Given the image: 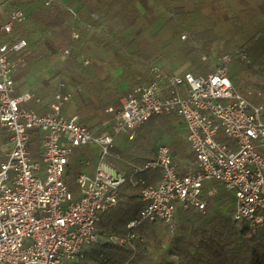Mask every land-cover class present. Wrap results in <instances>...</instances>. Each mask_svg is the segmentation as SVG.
<instances>
[{
    "label": "built area",
    "instance_id": "2783aa9c",
    "mask_svg": "<svg viewBox=\"0 0 264 264\" xmlns=\"http://www.w3.org/2000/svg\"><path fill=\"white\" fill-rule=\"evenodd\" d=\"M23 20L24 11L14 10L0 24V34L11 33L14 21ZM78 36L73 32V38ZM27 45L28 40L20 36L0 43V264L75 263L84 256L85 246L104 242H129L135 248L132 241L141 237L135 229L142 222L173 227L180 209L205 212L208 197L218 191L216 183L234 194L235 221L246 223L254 233L260 229L264 223V104L252 100L261 95L259 88L234 85L229 75L231 54L215 53L214 59L205 55L203 61L212 62L208 73L174 70L169 62L152 63L148 80L133 88L122 85L119 71L111 69L120 88V107L106 109L113 120L96 133L81 124L78 115L63 113L73 95L63 82L66 91L53 95L48 110L29 105L30 91L15 94L14 74L27 65L19 53ZM72 49L68 42L61 45V63ZM242 58L248 57L242 54ZM79 61L84 67L91 64L83 53ZM159 114L180 118L194 160L180 171L169 146L159 144L153 159L141 165L130 163L129 169L119 166L113 153L115 138L136 139ZM37 132L43 134L39 160L31 148ZM84 146L97 147L98 159L92 172L76 176L80 195L75 197L66 180L74 149ZM82 162L88 165L90 159ZM144 171H159L160 179L146 182L137 177ZM125 183L140 188L143 207L127 222L126 233L99 232L102 214L117 207ZM130 259L122 264H130Z\"/></svg>",
    "mask_w": 264,
    "mask_h": 264
},
{
    "label": "trees",
    "instance_id": "16d2710c",
    "mask_svg": "<svg viewBox=\"0 0 264 264\" xmlns=\"http://www.w3.org/2000/svg\"><path fill=\"white\" fill-rule=\"evenodd\" d=\"M46 1L0 0V24L14 10L25 13V20L14 21L11 33L0 34V43L17 36L28 40L19 53L28 63L14 74L15 94L20 92L18 87H27L24 76L37 71L41 84L30 88L33 99L29 105L39 111L50 108L55 93L66 91L63 82L73 90L63 113L78 115L81 124L100 133L114 117L106 109L120 107V88L111 69L119 71L120 83L127 88L146 82L150 65L162 60L173 67L187 63V71L208 73V62L201 56L214 45L219 52L232 55L229 75L234 85L259 88L261 95L252 100L264 104V0H52L50 5ZM73 32L78 38L72 37ZM183 33L188 35L185 39ZM65 42L73 49L63 68L52 71L53 75L42 72L46 63L59 57V47ZM92 48L105 63L91 57V64L84 67L79 55H90ZM242 54L248 58L243 59ZM143 127L149 135L139 132L134 140L115 138L113 153L119 166L129 169L130 163L141 165L153 159L159 144L169 146L180 171L194 160L178 116L159 114ZM220 139L227 141L224 135ZM42 140L43 134L35 133L31 141L34 156H38ZM83 159H90V164ZM97 159V147L77 148L66 180L71 190L76 175L92 172ZM216 185L218 191L208 197L205 212L179 210L176 233L164 223L144 221L135 229L143 237L132 241L135 248L129 242L91 244L84 247L79 262L69 264H122L132 255L130 264H264V223L257 234L246 223L236 222L234 194L222 184ZM143 205L140 188L123 184L117 207L102 214L98 231L126 233L127 222Z\"/></svg>",
    "mask_w": 264,
    "mask_h": 264
},
{
    "label": "rangeland",
    "instance_id": "374dc122",
    "mask_svg": "<svg viewBox=\"0 0 264 264\" xmlns=\"http://www.w3.org/2000/svg\"><path fill=\"white\" fill-rule=\"evenodd\" d=\"M94 51V53L96 52L95 51V49H91V51H90V53H92ZM219 54V55H222V54H224V53H227V52H219V48H218V46H213L212 48H211V50H209L208 52H204L203 54H202V56H201V59L203 60V57L206 55L208 58L209 57H211L212 55H213V59H214V54ZM158 62H160V63H164V62H168V60H162V61H158ZM204 62H208V61H204ZM170 63V62H169ZM212 63V62H211ZM211 63H209L208 62V67L210 68L209 69V71L212 69V67H211ZM186 64L187 63H184V64H182V65H184V66H180V68L183 70V69H185V66H186ZM172 69H174V70H180L179 68H177V67H171ZM57 68L55 67V66H53L52 67V65H49V63H46L45 65H44V69H42L41 71L43 72H51L52 73V75H53V72L52 71H54L55 73H56V70ZM186 70V69H185ZM37 72H30L26 77H25V80L27 81L28 80V83H27V87L28 88H34V86L36 85V83H37V81H36V79H37ZM247 83H243L242 85H241V88L243 89L244 88V86H249V85H246ZM263 121H264V117H263ZM149 130H148V128H145V127H143L142 129H141V131H140V133H144V134H146V135H149ZM165 140L166 141H168V138H166L165 137ZM76 150H77V148H75L74 149V153H73V155H72V158H74L75 156H76ZM263 151H264V149H263ZM34 157V159H40V157H39V152H38V156H33ZM71 174H72V176H75V170H74V168H72V170H71ZM78 175V174H77ZM76 175V176H77ZM137 177H140V178H142V179H144L146 182H150V181H158L159 179H160V172L159 171H144V172H141V173H139L138 175H137ZM76 184V183H75ZM73 193H74V195H75V197H78L79 195H80V189H79V187H78V185H75L74 186V188H73ZM178 226H179V223L177 222L176 224H175V226H173V227H171V226H168L170 229H171V231H172V233L174 234V233H176V231H177V229H178ZM260 230V229H259ZM258 230V231H259ZM258 231L256 232L257 234H258ZM141 238H143V237H141ZM168 246V245H167ZM130 258L132 259L133 258V255L132 256H130ZM129 258V259H130ZM131 259H130V262H131ZM80 264H85L84 262H81Z\"/></svg>",
    "mask_w": 264,
    "mask_h": 264
},
{
    "label": "crops",
    "instance_id": "0c3cea01",
    "mask_svg": "<svg viewBox=\"0 0 264 264\" xmlns=\"http://www.w3.org/2000/svg\"><path fill=\"white\" fill-rule=\"evenodd\" d=\"M7 3V2H6ZM5 3V4H6ZM2 6V5H1ZM1 6H0V10L3 12V10H2V8H1ZM2 15L3 16H5V13H2ZM6 17V16H5ZM4 17V18H5ZM40 35V34H39ZM37 36H38V34H37ZM37 36H35V37H37ZM60 47H61V45H60ZM60 47H59V57L57 56V58L55 59V61L53 62V63H51V64H49V65H53V66H55L57 69H62L63 68V66H64V64H65V60L63 61V63H61V61H60V59H61V52H60ZM94 48H92V50H93ZM95 53H94V51L92 52V53H90V55H87V54H85L87 57H89L90 59H91V57H96V58H98L99 60H102L101 59V55L99 54V52L95 49ZM81 53H83V52H81ZM84 54V53H83ZM28 63V62H27ZM23 67H25V66H23ZM31 72V71H30ZM30 72H28L25 76H24V80H25V77L30 73ZM32 72H37V71H32ZM37 76H38V72H37ZM36 81H37V83H36V85H40L41 83H39L40 82V80H39V77H37V79H36ZM27 83H28V80H27ZM16 84V83H15ZM35 85V86H36ZM19 88V93L18 94H20V93H22V92H24V91H30V88H28V87H26L25 89L24 88H20V87H18ZM16 91H17V88H16ZM31 92V91H30ZM150 182H156V181H150ZM101 244V243H100ZM86 247V246H85Z\"/></svg>",
    "mask_w": 264,
    "mask_h": 264
}]
</instances>
